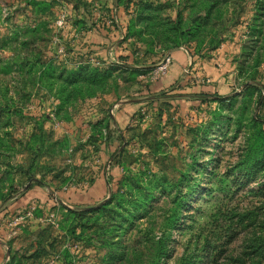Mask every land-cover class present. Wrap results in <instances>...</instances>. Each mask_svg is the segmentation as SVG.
Returning <instances> with one entry per match:
<instances>
[{
	"label": "rangeland",
	"instance_id": "obj_1",
	"mask_svg": "<svg viewBox=\"0 0 264 264\" xmlns=\"http://www.w3.org/2000/svg\"><path fill=\"white\" fill-rule=\"evenodd\" d=\"M0 264H264V0H0Z\"/></svg>",
	"mask_w": 264,
	"mask_h": 264
},
{
	"label": "built area",
	"instance_id": "obj_2",
	"mask_svg": "<svg viewBox=\"0 0 264 264\" xmlns=\"http://www.w3.org/2000/svg\"><path fill=\"white\" fill-rule=\"evenodd\" d=\"M64 22V19L60 20V24H62ZM165 68V67H164Z\"/></svg>",
	"mask_w": 264,
	"mask_h": 264
},
{
	"label": "crops",
	"instance_id": "obj_3",
	"mask_svg": "<svg viewBox=\"0 0 264 264\" xmlns=\"http://www.w3.org/2000/svg\"><path fill=\"white\" fill-rule=\"evenodd\" d=\"M176 63V62H175Z\"/></svg>",
	"mask_w": 264,
	"mask_h": 264
},
{
	"label": "trees",
	"instance_id": "obj_4",
	"mask_svg": "<svg viewBox=\"0 0 264 264\" xmlns=\"http://www.w3.org/2000/svg\"><path fill=\"white\" fill-rule=\"evenodd\" d=\"M92 209V208H91Z\"/></svg>",
	"mask_w": 264,
	"mask_h": 264
}]
</instances>
